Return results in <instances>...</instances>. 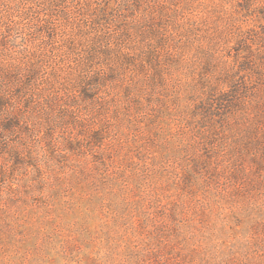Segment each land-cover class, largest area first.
Listing matches in <instances>:
<instances>
[{"label":"rangeland","instance_id":"rangeland-1","mask_svg":"<svg viewBox=\"0 0 264 264\" xmlns=\"http://www.w3.org/2000/svg\"><path fill=\"white\" fill-rule=\"evenodd\" d=\"M32 2L50 37L0 24V264H264V0Z\"/></svg>","mask_w":264,"mask_h":264},{"label":"trees","instance_id":"trees-1","mask_svg":"<svg viewBox=\"0 0 264 264\" xmlns=\"http://www.w3.org/2000/svg\"><path fill=\"white\" fill-rule=\"evenodd\" d=\"M30 1H33L34 6L38 8H42L43 6L48 7L44 10L49 11L51 10L50 8L59 6L63 0H3L0 2V24L19 34L31 33L33 35V32L39 29L40 32L50 37L56 26L52 21L57 15L51 10L48 13L47 19H42L40 11L32 10L28 6ZM58 17H61V15H58ZM62 17L64 18V16ZM29 41L26 40V42ZM51 49L53 50V48ZM51 49L49 50L50 52H52Z\"/></svg>","mask_w":264,"mask_h":264}]
</instances>
